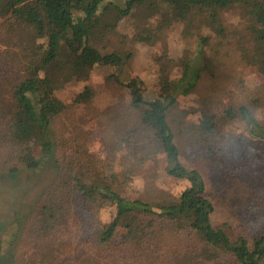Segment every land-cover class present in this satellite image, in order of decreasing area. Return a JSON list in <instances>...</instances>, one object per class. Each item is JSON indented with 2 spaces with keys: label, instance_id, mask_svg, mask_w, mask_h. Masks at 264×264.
<instances>
[{
  "label": "trees",
  "instance_id": "1",
  "mask_svg": "<svg viewBox=\"0 0 264 264\" xmlns=\"http://www.w3.org/2000/svg\"><path fill=\"white\" fill-rule=\"evenodd\" d=\"M234 6L244 8L253 20L250 34L256 47L238 44L241 59L264 77V0H0V17L13 31L23 28L34 40H42L27 46L16 38L22 54L28 57L19 67L10 95V111L4 125L6 141L23 146L19 154L16 152L23 168L35 174L52 164L50 168L56 177L42 193L41 202L34 203L26 216L20 217L18 211L12 213V231L9 236L0 237V264H55L58 256L78 244L68 229L59 231L60 223L73 216L81 226L77 242L98 252L95 257H86L83 264H101L102 260L107 264L179 263L178 257L166 259L155 252L160 248L157 240L161 230L180 240L187 238L181 241L187 252L184 264L212 260H220V264H264V228L258 234L231 241L223 229L213 226L215 208L206 197L203 175L198 168L184 163L186 152L194 148L200 151L201 159L205 152L214 159L221 151L224 137L232 131L229 128L237 123L247 137L264 143V124L254 115V106L262 97L253 92L245 94L241 104H226L216 112L204 105L198 119L187 117L174 122L180 99L194 93L207 69L202 55V66L197 63L200 54L196 60L184 55L167 61L159 80L160 94L154 100L145 98L138 79L125 83L130 111H141L137 126L120 138L129 152L125 165L112 163L108 165L110 170L104 171L103 167L89 177L82 169L83 158L87 157L85 150L81 156L74 150L69 157H62L53 132L56 120L69 107L55 92L64 81L85 80L97 66L123 64L120 55L102 53L92 43L97 29L110 27L103 22L104 15L113 11L116 20L142 16L146 25L138 34L141 41L155 42L174 26L181 27L182 34L189 36L202 18L208 19L225 38L230 35L226 13ZM15 63L11 60L12 68ZM174 67L178 72L171 76L169 72ZM108 77L111 83L118 82L114 73ZM90 99L91 93L85 89L75 103ZM29 142L39 147L37 154L28 146ZM128 160H134L135 167L162 160L164 173L174 180L186 181L187 185L177 197L158 192L146 198L134 187L135 173ZM18 171L17 167L11 169L10 176L15 178ZM103 203L113 207V217L101 226L97 214ZM76 207L79 208L75 210ZM121 218L128 220L133 231L124 247V243L119 246L111 241ZM86 219L91 221L90 225ZM0 231H5L4 223L0 224ZM28 236L32 244L25 241ZM34 245L36 251L25 249Z\"/></svg>",
  "mask_w": 264,
  "mask_h": 264
},
{
  "label": "rangeland",
  "instance_id": "2",
  "mask_svg": "<svg viewBox=\"0 0 264 264\" xmlns=\"http://www.w3.org/2000/svg\"><path fill=\"white\" fill-rule=\"evenodd\" d=\"M226 19L227 32L230 35L225 38L214 30L208 19L202 18L189 36L182 34L181 27L174 26L165 32L163 38L147 42L138 38L140 29L146 25L142 16L116 20L113 11L104 15L102 20L110 27L101 26L97 29L92 43L102 53L120 55L123 64L117 67L97 66L85 80L70 78L55 91L58 98L69 105L53 126L59 154L67 158L71 152L77 150L76 155L81 156L85 150L87 157L83 158L85 166L82 169L86 170L89 177L103 167L104 171L110 170L109 164L125 165V157L129 152L127 145L120 142V138L137 126L141 113L130 111V94L124 86L125 83L138 79L142 83L139 85L145 98L154 100L160 94L159 80L168 65L167 61L184 55L190 59L195 57L196 60L200 54L197 63L204 65L203 56L207 69L194 93L180 99V108L174 116L175 123L187 117L198 119L199 109L204 105L211 112H216L226 104H241L244 95L253 92L258 98L262 97L254 106V115L264 124V77L256 67L241 59L237 48L238 44L251 49L256 47L250 34L253 20L240 6L232 7L226 13ZM16 38L27 46L42 43V40H34L33 35L23 28L13 31L4 18L0 17V224L4 223L5 228V231H0V237L9 236L12 231V213L18 211L20 217L26 216L34 203L41 202L42 193L56 180L55 172L50 168L52 164L35 174L23 168L17 160L23 146L6 141L8 138L4 125L5 117L10 111V95L21 69L19 67L26 63L28 57L22 54ZM11 60L17 64L13 68ZM177 72L174 67L169 73L176 76ZM111 73L115 74L118 82L109 81L108 75ZM85 89L90 91L91 99L88 102L75 103L77 96L85 92ZM229 129L232 131L224 137L226 140L221 143V151L214 159L206 152L201 159L200 151L194 148L186 152L184 163L198 168L204 177L206 197L215 208L213 226L223 229L230 240L235 241L239 236L247 238L258 234L264 228V143L243 134L238 123ZM35 144L29 142L28 146L37 154L39 147ZM127 163L134 169V187L146 198L158 192L177 197L187 185L186 181L167 176L162 160H155L146 167H135L134 160H128ZM16 167L19 171L12 178L10 170ZM77 208L79 207L75 210ZM68 209L74 211L70 206ZM99 210L97 219L102 226L113 217V207L103 203ZM76 213L81 217V211ZM74 218L75 216L69 217L61 222L59 231L68 229L78 244L58 256L55 264H83L86 257H95L98 254L97 250H90L84 242H77L76 238L81 235V226L76 224L78 218ZM86 222L87 225L91 223L87 219ZM132 234L128 220L121 218L111 241L120 246ZM26 238L25 241L31 243L30 236ZM186 239L183 237L180 240L176 235L161 230L157 240L160 248H156L155 252L166 259L178 257L177 264H184L187 252L181 241ZM20 245L17 250L19 255L22 254L23 242ZM35 246H26L25 249L36 251ZM219 261H206L203 264H220ZM107 263L109 262L101 261V264Z\"/></svg>",
  "mask_w": 264,
  "mask_h": 264
}]
</instances>
